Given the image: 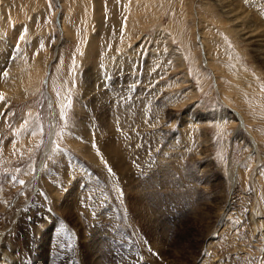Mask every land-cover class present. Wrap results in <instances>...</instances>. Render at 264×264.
Returning <instances> with one entry per match:
<instances>
[{"label": "rangeland", "instance_id": "1", "mask_svg": "<svg viewBox=\"0 0 264 264\" xmlns=\"http://www.w3.org/2000/svg\"><path fill=\"white\" fill-rule=\"evenodd\" d=\"M232 1L0 0V245L264 264V0Z\"/></svg>", "mask_w": 264, "mask_h": 264}, {"label": "bare ground", "instance_id": "2", "mask_svg": "<svg viewBox=\"0 0 264 264\" xmlns=\"http://www.w3.org/2000/svg\"><path fill=\"white\" fill-rule=\"evenodd\" d=\"M216 3H218L217 5L221 8V11L226 13L227 17L229 20H231V22L233 24H235L237 27L242 28L244 24H246L245 19L238 17L237 14L239 15V11H237L236 8H234V2L232 0H216ZM238 6V5H237ZM239 12V13H238ZM243 12V11H242ZM246 14V13H245ZM254 17V16H253ZM251 23V20L250 22ZM62 24V23H61ZM253 24H251L252 26ZM244 30V29H242ZM247 29H245L246 31ZM253 30V29H252ZM254 30H256L254 28ZM244 31V32H245ZM243 32V31H241ZM243 34V33H242ZM245 34V33H244ZM248 34V33H247ZM249 38L254 39V42L258 43V50H257V54L258 56L263 59L262 61H264V33L263 32H256V31H250V33L247 35ZM241 116V115H240ZM238 118V117H237ZM53 133V132H52ZM51 139H52V134L49 137V141L45 150V155L46 156L49 151H50V144H51ZM1 148L3 149V147L1 146ZM43 158V157H42ZM44 160V159H43ZM41 161V160H40ZM1 162L4 163V158L1 156L0 157V172H2L4 169H6V164L4 163L3 165H1ZM42 163V162H41ZM42 165V164H40ZM39 165V166H40ZM43 168V167H42ZM41 169V168H40ZM39 169V172H41ZM42 170V169H41ZM43 171V170H42ZM43 173V172H42ZM2 173H0L1 175ZM37 176V175H36ZM39 176V174H38ZM37 176V178H38ZM36 178V180H37ZM232 182H233V186L234 184H236V175L233 174V177L231 178ZM10 180V179H9ZM35 180V181H36ZM5 183V182H4ZM38 184V183H37ZM47 186V185H46ZM37 196V195H36ZM42 196V195H41ZM39 199V198H38ZM31 201V200H30ZM32 204V203H31ZM227 205V204H226ZM224 206V205H223ZM48 209V208H47ZM227 212V211H226ZM225 219V218H224ZM221 221V220H220ZM2 233V232H1ZM2 236V235H0ZM1 238V237H0ZM9 244L6 245H0V264H27L25 260H20L19 259V254L16 253L14 251V249L12 248V246H7ZM5 246V247H3ZM178 249V248H177ZM179 250V249H178ZM157 252V251H156ZM208 252V251H206Z\"/></svg>", "mask_w": 264, "mask_h": 264}]
</instances>
